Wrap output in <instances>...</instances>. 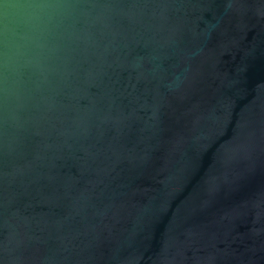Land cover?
I'll return each mask as SVG.
<instances>
[{
	"label": "water",
	"instance_id": "obj_1",
	"mask_svg": "<svg viewBox=\"0 0 264 264\" xmlns=\"http://www.w3.org/2000/svg\"><path fill=\"white\" fill-rule=\"evenodd\" d=\"M0 264H264V0H0Z\"/></svg>",
	"mask_w": 264,
	"mask_h": 264
}]
</instances>
